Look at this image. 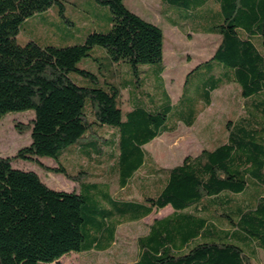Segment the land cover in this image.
<instances>
[{
    "label": "trees",
    "instance_id": "1",
    "mask_svg": "<svg viewBox=\"0 0 264 264\" xmlns=\"http://www.w3.org/2000/svg\"><path fill=\"white\" fill-rule=\"evenodd\" d=\"M94 1L110 8V29L59 47L20 44L17 35L25 20L53 6L65 17L64 0H0V121L11 112L34 111L30 123L18 125L31 132V142L0 155V264H59L72 252L107 250L121 224L167 205L173 211L138 237L139 256L128 264H254L256 250H264V0H162L171 21L220 37L213 55L187 74L172 121V99L161 79L163 28L125 0ZM95 46L110 57L108 70L100 71L104 86L79 84L72 74L102 82L79 67ZM193 78L201 91L187 100ZM233 81L246 100L243 113L228 119L225 136L181 164L156 167L144 145L180 122L193 125L201 112L194 103L209 105L212 92ZM155 82L165 99L137 95V88ZM123 91L129 93L126 111ZM105 126L114 128V140L98 134ZM106 140L114 149L105 150ZM72 145L92 160L101 155L100 165L113 162L109 171L121 196L83 167L46 166L78 183L66 191L13 164L58 159Z\"/></svg>",
    "mask_w": 264,
    "mask_h": 264
},
{
    "label": "rangeland",
    "instance_id": "2",
    "mask_svg": "<svg viewBox=\"0 0 264 264\" xmlns=\"http://www.w3.org/2000/svg\"><path fill=\"white\" fill-rule=\"evenodd\" d=\"M64 2L65 17L60 15L58 6L38 12L22 23L21 30L17 35V41L20 44H26L30 40H34L41 45L61 47L83 42L86 35L92 31L107 32L110 29L111 11L108 6L101 5L94 0H64ZM125 4L143 18L160 25L163 31L166 29L165 24L160 22H163V16L159 10V8L162 9L160 7L163 4L162 0H125ZM188 25L191 26V24ZM193 25L195 26L196 24ZM167 31L168 47H170L168 50L172 60L170 62L171 69L168 70L166 76L168 80L167 88L172 97V118L170 119L172 121L174 117L179 115L181 104L178 103V99L184 91L185 82L183 78L186 69L196 61L207 58L212 53L218 44V36L187 34L185 31H179L176 28L167 29ZM172 44L175 46L171 47ZM167 57H169L168 54ZM109 62L110 57L106 49L101 46H95L91 51V56L85 57L79 62V67L95 72L100 76L102 82L87 81V79L75 73L72 74L73 78L82 85L104 86V77L100 71L105 73L109 68ZM113 77L115 78L112 74L110 80ZM197 80L193 78L191 84L189 83L185 89L186 95L184 96H186L187 100L190 99L188 96L193 98H196L197 95L199 96L201 88L196 85L195 82ZM136 84L138 83L136 82ZM155 84L156 82L148 90L140 86L136 89L137 95L141 98L156 97L165 99L163 89ZM128 94V91H126L123 96L124 111L129 109V103L126 99ZM211 97L213 104L210 107L206 108L205 102L194 103L196 110L203 111L194 126H185L180 123L175 131L165 133L146 146L147 151L155 159L156 163L166 168L181 164L186 156L195 157L207 147L209 134L213 133V137L218 138L225 133L228 119L234 115L233 111L240 110L242 98L238 94V87L233 84L224 86L213 91ZM33 117L34 111L26 110L8 113L0 121V155H14L21 147L31 142V132L28 129L19 130L18 125L30 123ZM114 131L113 127H98V134H104L105 136L106 133H109L107 139L111 137L114 140ZM105 142L108 143L105 150L108 148L114 149L112 140H109V142L106 140ZM78 146H70L58 159L52 157H41L39 161L20 159L14 161L13 164L18 168L36 171L48 186L66 191L78 189V183L67 178L62 173L52 172L46 166L54 167L58 163H62L70 171H77L80 167H83L94 173L91 179L108 182L111 194L121 196L117 179L109 171L114 169L111 167L113 162L104 157L103 159H106V162L100 165L98 158L101 155L96 153L99 150L97 147L96 149L94 147L91 148V151H95L94 153L97 154L96 160H92L85 156L87 154L84 155L83 150L85 148L80 150L77 148ZM76 148L78 152H74ZM100 151L102 152V149ZM95 173L103 175L97 178ZM133 193V197H140L141 195L136 190ZM170 211L171 208L165 207L162 210L154 211L140 221L123 223L118 229L117 240L111 248L105 251H91L88 253L72 252L63 256L59 264L131 263L137 258L138 254L137 238L148 231L149 225L155 219L166 215ZM259 259L264 264V253H259Z\"/></svg>",
    "mask_w": 264,
    "mask_h": 264
},
{
    "label": "crops",
    "instance_id": "3",
    "mask_svg": "<svg viewBox=\"0 0 264 264\" xmlns=\"http://www.w3.org/2000/svg\"><path fill=\"white\" fill-rule=\"evenodd\" d=\"M160 7L162 8V6H160ZM159 10H160V12H161V14H162V16H163V22H162V21H160V22L163 23V24H165V28H166V29L164 30V62H163V71H162V73H161V79H162V81H163V84H164V86H165V88H166V90H167V92H168L170 98H172L171 95H170V93H169V90H168V88H167V86H168V82H167V81H168V80H167V76H166L168 70L171 69V68H170V67H171L170 62H171V60H172L171 57H170V51L168 50L170 47H168V39H167V35H168L167 32H168V31H167V29L170 30V29H174V28H176V29L179 30V31H185L187 34H191V33H193V34H202V35H216V36H218V43H219L220 37H219L218 34H214V33L195 32L194 30H192V29H188L187 27H181L180 25H178L177 22H173V21H171V20L166 16V14L163 12V8H162V9L159 8ZM151 22H152V21H151ZM217 45H218V44H217ZM217 45H216V47H217ZM174 46H175V45L172 44L171 47H174ZM216 47L213 49L212 53H211L207 58L202 59V60H200V61H196L194 64L190 65V66L186 69V72H185V74H184V78H183V81H184V82L186 81L187 74H188V73H189L194 67H196L198 64H200V63L206 61L207 59H209V58L213 55V53H214ZM167 54H168L169 57H167ZM178 57H179V56H178ZM190 61H191V60H190ZM230 84H233V85H235L236 87H238L237 83L233 81V82H231V83H224V84L220 85V87L217 88L216 90H218V89H220V88H222V87H224V86L230 85ZM214 91H215V90H214ZM125 93H126V91H123V95H124ZM238 94H239L240 98H242V102H240V104H241V106H240V110H235V111H233V112H234V115L232 116V118H230V119H233V120H235L236 118H238V117L243 113V106H244V102H245V100H246V98H244V97L241 95V92H240L239 87H238ZM212 104H213V100L211 101V103H210L209 105L206 106V108H207V107H210ZM202 112H203V111H202ZM202 112L199 113V115H198V117H197L195 123H194L193 125H191V126H194V125L196 124V122H197L199 116L202 114ZM180 123H181V122H180ZM180 123H179V124H180ZM179 124H178V125H179ZM182 124H184V123H182ZM184 125H185V126H188V125H186V124H184ZM177 128H178V126L176 127V129H177ZM176 129H174L173 131H175ZM173 131H165V132H163L161 135L157 136L156 138L161 137L162 135H164V134L167 133V132H173ZM225 134H226V133H223V134L220 135L218 138H214V137H213V133L209 134L208 139H207V144H208V145H207V147H205V148L212 147V143H213L214 141H216L217 139H219V138H221V137H224ZM156 138H154L152 141H154ZM152 141H151V142H152ZM151 142L145 144V145H144V149L146 150L148 157H149L150 159H152V161H153V163L155 164L156 167H163V166L159 165L158 163H156L155 159L150 155V153H149V152L147 151V149H146V146H147L148 144H150ZM205 148H204V149H205ZM164 208H165V207H164ZM164 208H162V209H164ZM166 208H171V211L168 212L166 215H168L169 213H171V212L173 211V208H172L171 205H167ZM162 209H159V210H162ZM159 210L154 209L153 212H154V211H159ZM153 212H152V213H153ZM152 213H151V214H152ZM166 215H164V216H166ZM148 216H149V215H148ZM164 216H162V217H164ZM146 217H147V216H146ZM162 217H160V218H162ZM143 219H144V218H143ZM152 223H153V222H152ZM152 223H151V224H152ZM148 231H149V227H148ZM148 231H147L145 234H147ZM145 234H143V235H145ZM140 236H142V235H140ZM140 236H139V237H140ZM137 239H138V238H137ZM137 246H138V242H137ZM104 251H105V250H104ZM139 252H140V249H139V246H138V254H137V258H138V256H139ZM260 252L264 253V250H262V249H258V250H256L255 257H253V263H254V264H262V263H261V260L259 259V253H260ZM137 258H136L134 261H136ZM134 261H133V262H134Z\"/></svg>",
    "mask_w": 264,
    "mask_h": 264
}]
</instances>
